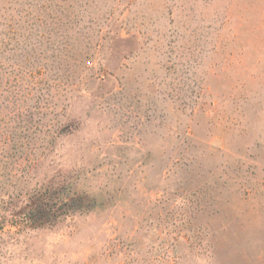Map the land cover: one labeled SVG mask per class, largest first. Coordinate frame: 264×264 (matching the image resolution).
Masks as SVG:
<instances>
[{"label": "rangeland", "instance_id": "374dc122", "mask_svg": "<svg viewBox=\"0 0 264 264\" xmlns=\"http://www.w3.org/2000/svg\"><path fill=\"white\" fill-rule=\"evenodd\" d=\"M0 264H264V0H0Z\"/></svg>", "mask_w": 264, "mask_h": 264}, {"label": "trees", "instance_id": "16d2710c", "mask_svg": "<svg viewBox=\"0 0 264 264\" xmlns=\"http://www.w3.org/2000/svg\"><path fill=\"white\" fill-rule=\"evenodd\" d=\"M97 205L96 197L79 192L70 179H52L31 192L23 204L9 213L8 220L3 216L2 221L7 220L18 230L36 229L55 225L65 216L92 210Z\"/></svg>", "mask_w": 264, "mask_h": 264}]
</instances>
